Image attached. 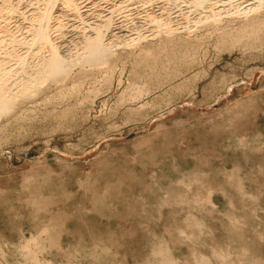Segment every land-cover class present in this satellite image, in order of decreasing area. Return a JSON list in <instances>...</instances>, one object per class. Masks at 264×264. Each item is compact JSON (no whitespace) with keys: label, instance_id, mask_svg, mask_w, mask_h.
I'll list each match as a JSON object with an SVG mask.
<instances>
[{"label":"rangeland","instance_id":"obj_1","mask_svg":"<svg viewBox=\"0 0 264 264\" xmlns=\"http://www.w3.org/2000/svg\"><path fill=\"white\" fill-rule=\"evenodd\" d=\"M83 1L59 43L98 11L149 37L0 119V264H264V9L165 38L171 0Z\"/></svg>","mask_w":264,"mask_h":264},{"label":"bare ground","instance_id":"obj_2","mask_svg":"<svg viewBox=\"0 0 264 264\" xmlns=\"http://www.w3.org/2000/svg\"><path fill=\"white\" fill-rule=\"evenodd\" d=\"M129 1L128 3H130ZM138 1L144 7H149L155 2L154 0ZM161 1L158 0V2ZM176 1L171 0V2L165 3L163 11L159 15L149 14L146 16L143 14L146 19L144 16L142 18L155 29L153 36L163 35L165 38H172L175 33L181 30L175 26L181 20L186 23L181 24L188 30L196 28V24L207 22H211L210 25H219L224 17L220 6H227L228 17L234 19L248 18L249 15L259 13L264 9V0H251L252 4L246 8H241L243 3L240 8H237L235 3L233 4V0H180L191 8L190 14L188 11L186 13L184 11V14L177 9L181 14L173 17V15H178L173 12V8L171 9L172 6H177ZM84 3L83 0H0V119L11 113L23 100L39 94L44 84L50 83V81L62 82L71 78L73 69L76 67L105 65L115 56L119 48H137L138 45L144 43L142 41L149 37L141 35L136 40L121 41L119 28L114 23L117 19V17L113 18L114 11H111V15L105 16L103 13L98 14V11L92 24L86 25V28L80 29L76 33L73 32L75 34L67 41L71 44L70 48L68 43H59V40L64 38L62 35L65 26L63 27L64 23L61 22L62 17L54 13L56 7L60 5L65 12L75 19H79L82 24L85 22V17H88L89 14L92 15L87 12ZM22 5L27 8L25 12L21 11ZM178 7L180 8V6ZM93 15L95 14L93 13ZM194 15L195 17H192ZM21 16L24 18L23 20L29 22V27H26V30L22 28L21 24H19L20 28L17 23L11 27V22H13L11 20ZM191 25L193 26L191 27Z\"/></svg>","mask_w":264,"mask_h":264}]
</instances>
